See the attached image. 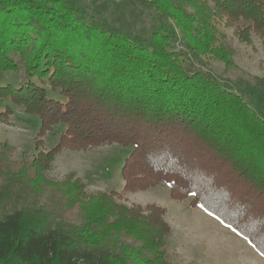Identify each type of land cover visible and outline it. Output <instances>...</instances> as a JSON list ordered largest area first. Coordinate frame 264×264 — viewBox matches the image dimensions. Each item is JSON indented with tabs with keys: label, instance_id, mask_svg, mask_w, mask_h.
Segmentation results:
<instances>
[{
	"label": "trees",
	"instance_id": "trees-1",
	"mask_svg": "<svg viewBox=\"0 0 264 264\" xmlns=\"http://www.w3.org/2000/svg\"><path fill=\"white\" fill-rule=\"evenodd\" d=\"M130 3L154 10L148 32L94 19L79 0H0V72L23 70L18 84H0V99L40 121L32 158L0 157V202L17 197L18 174L32 173L49 192L35 222H25L21 207L0 212V264H171L166 209L119 201L160 183L174 200L191 197L190 207L216 217L264 258V120L210 71L186 64L203 58L230 64L222 26H234L243 40L250 31L264 39V0ZM46 86L62 98L48 95ZM11 113L6 105L0 121ZM57 123L65 128L45 151L42 139ZM105 143L132 147L120 193H88L72 174L47 176L61 150ZM125 220L135 233L122 254L93 244L104 232L97 224L114 228Z\"/></svg>",
	"mask_w": 264,
	"mask_h": 264
},
{
	"label": "rangeland",
	"instance_id": "rangeland-1",
	"mask_svg": "<svg viewBox=\"0 0 264 264\" xmlns=\"http://www.w3.org/2000/svg\"><path fill=\"white\" fill-rule=\"evenodd\" d=\"M80 5L94 19H101L112 27L136 32H148L153 23L154 10L131 4V0H79ZM91 17H87L86 21ZM239 24V21L236 23ZM227 46L232 49L230 64L214 58H203L201 62L187 61V65L207 69L223 88L239 94L251 110L264 120V39L250 31L248 40L238 38L234 26H222ZM179 42L175 43L178 48ZM23 80V70L18 72H0V84H18ZM48 90V95L60 97L58 93ZM12 108L6 122L0 121V157L4 161L14 158H32L38 151L34 141L38 132L39 118L25 112L23 107L14 105L8 98L0 99V111L5 107ZM63 123L52 126L43 137L42 149L49 150L64 130ZM2 144L12 146L6 151ZM132 147L116 143L102 144L85 150L63 149L55 157L47 176L59 181L68 174L72 179L80 177L86 183L85 191L120 193L123 187L121 168ZM15 176L17 197H9L5 203L0 202V212L14 208H23L25 222L30 224L45 211L44 201L49 197L48 187L42 190L38 177L32 173L26 176ZM5 186L0 182V198H3ZM189 197L184 201L171 198L168 185L160 183L143 191L126 193L119 201L126 204L155 203L166 209L165 220L170 225L171 235L167 238L168 256L171 264H264V258L257 253L247 240L222 224L220 220L200 207H190ZM8 203V206L5 205ZM91 212L90 204L84 208ZM78 215V213H76ZM84 214H80L79 218ZM77 216H74V218ZM78 218V219H79ZM83 220V218H82ZM131 223L122 221L111 228L108 223L97 224L95 229L103 228L102 237L93 244L117 247L119 254L122 248L128 247L127 237L135 233ZM66 228L71 226L68 218ZM122 247L120 248V244ZM139 248L131 245L130 250ZM100 252V251H99ZM98 252V253H99ZM118 255L114 252V257Z\"/></svg>",
	"mask_w": 264,
	"mask_h": 264
}]
</instances>
